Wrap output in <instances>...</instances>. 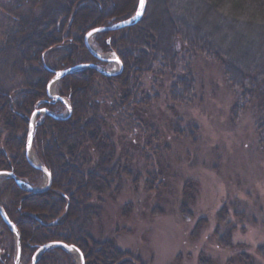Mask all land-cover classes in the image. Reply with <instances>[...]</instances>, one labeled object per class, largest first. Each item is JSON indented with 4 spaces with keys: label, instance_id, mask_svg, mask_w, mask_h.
<instances>
[{
    "label": "trees",
    "instance_id": "16d2710c",
    "mask_svg": "<svg viewBox=\"0 0 264 264\" xmlns=\"http://www.w3.org/2000/svg\"><path fill=\"white\" fill-rule=\"evenodd\" d=\"M157 1L161 8L160 25H155L153 10L157 7L153 4L152 9L147 6L136 23L95 35V44L104 52L115 53L121 61L120 74L104 77L94 70L84 69L60 80L58 95L67 97L71 113L65 120L45 115L36 124L34 133L39 159L51 176L50 189L38 194L28 193L11 178L4 179L0 186V205L17 228L21 256L29 259L42 245L62 242L76 247L83 255L84 264H139L129 254L121 253L111 241H97L89 236V226L92 220L99 219L101 212L100 207L91 202V195L102 194L115 182L119 183L122 176L132 173L119 158L124 154L117 149L116 140H112L116 138L112 129H118L120 124L141 129L147 124L149 103L143 78L155 75L169 79L170 99L180 105L187 103L192 91L190 67L185 65L178 69L177 47L189 57L199 53L221 64L224 78L237 98L232 109L240 102L241 110L253 111L257 145L264 156V0H171V4L177 6L176 12L168 10L166 0ZM21 2L30 4L34 11L13 40L21 73L27 80L19 100L0 93V117L7 133L6 145L13 154L10 157L0 152V171L12 172L30 184L39 172L25 159L26 125L36 108L54 111L59 106V102L45 101L54 72L95 62L84 44V36L95 28L129 19L136 11L138 0H109L107 10L99 0ZM222 6H227L228 12L219 23L216 17ZM201 14L215 20L216 27L231 31L233 40L228 46L220 47L207 36L198 34L201 26L196 24ZM65 21L67 26H64ZM238 29L241 32L236 34ZM240 45H245L246 49ZM238 50L241 55L237 54ZM99 83L107 88V93L112 89L111 83L120 90L110 106L100 97ZM101 109L105 117L100 116ZM86 154L97 157L93 167H86L87 162L92 161ZM195 185L196 181L187 180L182 187L179 210L185 217L190 215L189 203L193 201ZM3 198L9 200L8 206L2 204ZM230 206L235 211L239 208L236 200L230 202ZM229 207L223 206L216 213L217 224L211 236L218 246L234 250L239 244L232 243L234 226L228 219ZM38 219L42 222L57 220V223L46 226L38 223ZM204 223V219L197 221L193 236L198 237ZM0 226L11 236L1 219ZM13 254L14 246H10L7 259H12ZM256 254L264 259V245L256 248ZM198 257L199 264L211 262L203 253ZM234 259L238 264H259L245 252L236 253ZM71 263V255L59 247L44 251L36 262Z\"/></svg>",
    "mask_w": 264,
    "mask_h": 264
},
{
    "label": "rangeland",
    "instance_id": "374dc122",
    "mask_svg": "<svg viewBox=\"0 0 264 264\" xmlns=\"http://www.w3.org/2000/svg\"><path fill=\"white\" fill-rule=\"evenodd\" d=\"M21 1L0 0V93L17 100L27 79L21 73L13 40L25 27L27 17L34 13L30 4ZM99 1L107 10L109 0ZM171 3V0L170 3L166 0L168 10L176 12L177 6ZM153 4L157 7L153 10L155 25H160L158 1L146 0L145 9L147 6L152 9ZM218 12L220 14L216 19L221 23L227 16L228 7L222 6ZM67 25L65 21L64 26ZM196 25L201 26L198 34L207 36L211 43L220 47L228 46V42L233 40L230 30L216 27L215 20L206 14H201ZM236 31V34L241 32L240 29ZM94 38L95 35L88 40L90 48L104 58H113V52L102 51ZM118 46L115 45V50ZM240 48L246 49V46L240 45ZM177 51L178 69L185 65L190 67L193 87L189 99L183 105L173 102L169 96L171 81L167 78L151 75L142 79L149 103L147 124L141 129H130L121 124L118 129H112L116 134L112 140H116L119 144L117 149L124 154L123 157L120 154L119 158L132 173L122 176L119 183L115 182L102 194L91 195V202L99 206L101 212L99 219L92 220L89 236L97 241H111L121 253L129 254L139 264H199L200 253L210 259L209 264H238L234 259L238 252L250 254L256 263L264 264V259L256 254V248L264 245V156L257 145L253 111L250 108L241 110L240 102L235 110L232 109L237 98L224 78L219 62L199 53L189 57L182 48L177 47ZM237 54L241 55V52L238 50ZM89 64L110 72L118 69L113 61L95 59ZM91 70L104 76L93 68ZM60 80L54 84L53 94L58 95ZM98 86L100 97L110 106L112 99L118 98V86L111 83L112 89H108V93L102 83ZM50 100L46 96L45 101ZM49 111L60 117L66 114L65 105L61 103L54 111ZM104 115L101 109L100 116ZM44 116L43 113L37 114L35 125ZM27 128L28 124L26 131ZM6 139L7 133L0 117V152L12 157ZM31 153L37 159L36 164L41 165L35 142ZM86 156L92 160L87 162L86 167H93L97 157L94 154ZM38 172L36 180L29 184L34 188L45 185V176ZM187 180L196 181L194 198L189 203V217L179 210L182 187ZM3 182L4 178H0V186ZM1 200L3 205H9L8 199ZM234 200L239 204L237 211L229 207ZM223 206L229 207L228 219L234 226L232 243L239 244L234 250L218 246L211 236L217 224L216 213ZM126 207L129 211L125 210ZM235 212L243 215L237 216ZM244 215L240 220L239 217ZM202 219L206 223L195 237L192 230ZM37 222L52 227L57 220L42 222L38 219ZM10 246H14V239L12 235L8 237L0 226V264H13V258L9 260L6 256ZM42 254L37 256V261ZM69 254L71 264H79L77 254ZM32 256L29 259L21 256L19 264H31Z\"/></svg>",
    "mask_w": 264,
    "mask_h": 264
},
{
    "label": "water",
    "instance_id": "95a60500",
    "mask_svg": "<svg viewBox=\"0 0 264 264\" xmlns=\"http://www.w3.org/2000/svg\"><path fill=\"white\" fill-rule=\"evenodd\" d=\"M145 8H146V0H143L142 4H141V0H138L136 11L134 12V14L129 19L118 22V23H114V24H111L108 26H101V27L95 28V29L89 31L84 37V44H85L86 48L88 49V51L90 52V54L95 59H97L99 61H103V62L113 61V62L117 63V66H118L117 71L110 72V71L105 70V69L101 68L100 66H97L94 64H79V65H76V66H73L70 68H66V69L54 72L53 77L51 78V80L48 83V86L46 89V94H47V97L50 98L51 100L58 101L61 104H64L65 108H66V114L63 117H60V116H57L54 113L50 112L47 109L34 110L31 114V116L29 117V120H28V128H27L26 141H25V159L27 160L28 164L32 168L40 171L45 176V183H44L45 185L41 188H34L31 185H29L27 182L16 177L12 172H8V171H0V177L5 176L7 178H11L12 180H14V182L16 183V185L19 188H21L27 192L34 193V194L43 193V192H46L48 190V188L50 187V183H51V176H50L49 171L42 164L38 165L36 163H33L29 159V153L31 152V149H32L34 131H35V116L39 113H43V114L50 116V117H53L55 119H66L70 115L71 109H70L68 100L65 97H61L59 95L52 94L50 92L52 85H54L56 82H58L63 77H65L69 74H72L76 71H80V70L87 69V68H90V69L93 68V69L99 71L102 75L107 76V77L115 76L116 74H118L122 69V63L119 60V58L117 57V55L115 53H112L113 58H109V59L104 58V56L98 54L97 52H95L94 50H92L90 48V46L88 44V40L93 35H95L97 33L115 31V30H118L120 28H124V27L130 26V25L136 23L143 16V14L145 12ZM137 13H139V15H137ZM0 219L5 224V226L7 227V229L9 230V232L11 233V235L14 239L13 264H19L20 263V253H21L20 237H19L16 226L14 225L13 222L10 221V219L6 215L4 209L1 205H0ZM54 247L62 248L63 250H65L68 253H76L78 256L79 264H84V259H83L82 253L76 247L71 246V245L70 246L66 245L62 242H51V243H47V244H44L41 247H39L31 258V264H34L37 261L38 255H40L44 251H46L50 248H54Z\"/></svg>",
    "mask_w": 264,
    "mask_h": 264
},
{
    "label": "bare ground",
    "instance_id": "6f19581e",
    "mask_svg": "<svg viewBox=\"0 0 264 264\" xmlns=\"http://www.w3.org/2000/svg\"><path fill=\"white\" fill-rule=\"evenodd\" d=\"M50 92L53 94L54 92V85H52ZM29 157L32 159L33 162L37 163L36 157L33 155V153H29Z\"/></svg>",
    "mask_w": 264,
    "mask_h": 264
},
{
    "label": "snow or ice",
    "instance_id": "6c2138e0",
    "mask_svg": "<svg viewBox=\"0 0 264 264\" xmlns=\"http://www.w3.org/2000/svg\"><path fill=\"white\" fill-rule=\"evenodd\" d=\"M143 3V0H141V4ZM137 15H139V13H137Z\"/></svg>",
    "mask_w": 264,
    "mask_h": 264
}]
</instances>
